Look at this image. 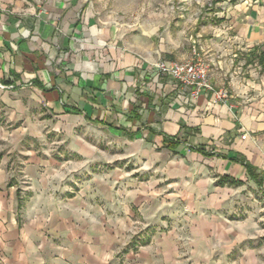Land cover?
<instances>
[{"label":"crops","instance_id":"crops-1","mask_svg":"<svg viewBox=\"0 0 264 264\" xmlns=\"http://www.w3.org/2000/svg\"><path fill=\"white\" fill-rule=\"evenodd\" d=\"M123 8L116 0H0V264H123L113 256L123 250V232L91 231L84 201L76 208L75 197L49 187L48 170L64 169L69 180L68 160L44 161L36 149L20 147L46 134L82 145L85 131L98 129L139 162L137 172L148 176L139 188L177 190L159 195L163 203L200 206L207 188L215 208L234 202L236 189L264 201V75L249 63L264 48V0L217 7L215 36L227 42L208 56L210 81L227 85L219 104L161 75L158 62L187 60L190 48L173 44L169 29L155 30L152 19L124 22ZM12 156L20 160L17 171ZM222 177L229 180L221 185ZM186 188L191 193L180 192ZM256 232L241 231L230 249ZM175 235L158 234L145 251L126 256L134 264H172Z\"/></svg>","mask_w":264,"mask_h":264},{"label":"rangeland","instance_id":"rangeland-1","mask_svg":"<svg viewBox=\"0 0 264 264\" xmlns=\"http://www.w3.org/2000/svg\"><path fill=\"white\" fill-rule=\"evenodd\" d=\"M117 1L124 5L123 10L127 9L125 5H131L128 6V11L120 14L124 22L136 18L140 25H146L148 20L152 19L155 30L159 25L164 27L159 31L169 29L173 44L180 43L184 45V49L188 46L189 58L179 63L188 61L194 51L200 53L208 65L210 79L213 72H210L212 61L208 55L219 48L225 49L223 43L227 42L221 37L216 38L214 24L218 17H222L217 7L223 5L226 0ZM191 42H194L195 49ZM183 52L181 51L186 54ZM263 54L264 48H256L251 54L249 63L255 65L256 75H264V67L258 68V59ZM228 55L225 54L220 59H226ZM245 71L247 73H242L247 77L248 70ZM225 86L227 87L226 84H221L220 89L226 91ZM85 132L86 139L81 141L82 145L74 144V140H67L65 137L56 138L46 134L37 140L28 139L20 147L36 149L44 161L55 157L60 163L68 160L74 170L69 174V180L64 179L68 174L64 169L48 170L44 173L50 179L48 185L59 196L75 197V201H79L75 202L76 208L83 207L84 201L85 213H88L86 218L90 217L94 224L91 231H99L102 226L110 231L123 232V250L119 248L113 252L119 263L134 264L127 258V251L136 254L138 250L150 247L156 235L163 236L174 231L175 261L173 259L172 264H264V241L262 236L257 234H264V201L256 199L253 192L248 196L246 189H236L233 196L235 203L230 199L221 207L217 206L218 208L212 206L209 201L206 202L211 188L203 189L207 195L204 196V204L200 206L172 200L163 203L158 200L159 195L168 194L171 197L177 190L158 186L139 188L137 183L147 184L148 176L142 171L137 172L139 162L125 156L121 143L104 138V134L93 127ZM78 146L84 148L76 153ZM67 150L69 156L66 155ZM11 160V166L17 171L20 160L15 156H12ZM191 191L190 188L180 190L188 194ZM223 195H226V189L220 191V196ZM139 196L149 197V200L144 198L140 201ZM163 199L166 202V199ZM205 231H208V234ZM241 231L257 232L250 240L231 250L232 241H240L242 238Z\"/></svg>","mask_w":264,"mask_h":264},{"label":"built area","instance_id":"built-area-1","mask_svg":"<svg viewBox=\"0 0 264 264\" xmlns=\"http://www.w3.org/2000/svg\"><path fill=\"white\" fill-rule=\"evenodd\" d=\"M157 71L177 82L180 87L189 89L192 97H198L202 93H209L214 103H224L227 93L223 89H217L209 79L208 65L200 53L194 51L192 57L182 63H167L160 61L155 65ZM1 87V85H0ZM244 139L245 136H242Z\"/></svg>","mask_w":264,"mask_h":264},{"label":"trees","instance_id":"trees-1","mask_svg":"<svg viewBox=\"0 0 264 264\" xmlns=\"http://www.w3.org/2000/svg\"><path fill=\"white\" fill-rule=\"evenodd\" d=\"M258 60H259V63L263 65L264 64V54L262 56H260ZM171 145H172L171 143H168L167 147L170 148ZM228 180H229L228 177H222V178H220L219 182L222 185L224 182H226Z\"/></svg>","mask_w":264,"mask_h":264}]
</instances>
